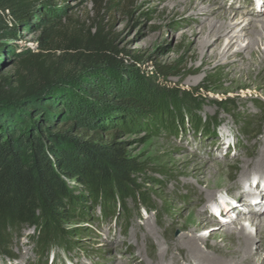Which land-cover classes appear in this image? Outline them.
Masks as SVG:
<instances>
[{"label": "rangeland", "instance_id": "obj_1", "mask_svg": "<svg viewBox=\"0 0 264 264\" xmlns=\"http://www.w3.org/2000/svg\"><path fill=\"white\" fill-rule=\"evenodd\" d=\"M45 1L40 0L44 15L11 42L14 53H36L41 32L48 26L62 44L65 36L78 31L84 34L94 25L96 0ZM108 1L110 6L100 12L101 26L116 49L124 53L116 68L104 70L90 82L114 95L112 105L102 109L106 120H113L102 123L107 128L101 130V136L109 139L116 135L136 161L140 170L136 184L144 200L140 202V195L135 200L129 198L110 214H105L101 205L88 202L83 209L86 214L77 213L67 224L73 235L72 248L53 245L42 254L35 230L26 228L13 240L14 257L0 256V264H147L160 260V250L166 245L173 247L186 237L197 215L209 219L202 221L206 226L195 232L196 237L208 238L211 232L221 235L224 227H213L217 223L226 222V227L236 232L239 222L231 213L237 203L251 210L242 212L240 222L247 227L255 249L261 240L248 222L252 212L259 210V200L251 206L241 197L245 195L244 176L264 180V70L258 74L251 68L250 76L235 79L230 74L232 63L203 66L194 55L195 43L187 42L191 18L174 7V0ZM237 1L240 5L231 7L238 10L233 19L248 18L245 8L249 5L241 3L245 0H216L209 9L220 5L229 9ZM261 10L256 20H264V7ZM195 17L204 20L202 15ZM247 43L243 37L231 52ZM258 47L264 51L263 42ZM132 55L140 57V63L134 62ZM14 59L4 55L2 77L13 74ZM155 65L170 67L169 76H158ZM207 77L215 79L212 85L204 84ZM202 86L209 91L199 90ZM217 166L222 176L211 177ZM193 169L205 172L200 185L191 177ZM71 185L77 192L81 190ZM206 187L212 188V200L205 197ZM224 204L234 205L222 208ZM184 224L187 228L182 229ZM208 243L213 242L208 239ZM168 253L174 255L176 264L197 263L185 250L171 248ZM252 255L254 263L264 262V245Z\"/></svg>", "mask_w": 264, "mask_h": 264}, {"label": "trees", "instance_id": "obj_2", "mask_svg": "<svg viewBox=\"0 0 264 264\" xmlns=\"http://www.w3.org/2000/svg\"><path fill=\"white\" fill-rule=\"evenodd\" d=\"M42 4L0 0V66L5 54L15 57L13 74L0 75V256L9 259L14 238L26 228L35 230L42 254L53 245L72 248L67 224L77 213L86 214L88 202L110 214L129 198L144 200L136 161L116 135L101 136L107 128L102 123L113 120H106L102 109L112 105L114 95L90 82L116 68L124 53L101 26L100 12L110 1L96 0L94 25L84 34L65 36L61 44L48 26L36 53H14L11 42L44 15ZM131 59L141 61L136 55ZM170 69L154 66L161 77ZM214 80L207 77L204 84Z\"/></svg>", "mask_w": 264, "mask_h": 264}, {"label": "bare ground", "instance_id": "obj_3", "mask_svg": "<svg viewBox=\"0 0 264 264\" xmlns=\"http://www.w3.org/2000/svg\"><path fill=\"white\" fill-rule=\"evenodd\" d=\"M255 1L256 2L245 0V2H241L242 4L249 5L245 8L249 16L248 18L239 16L233 19L234 15L238 13V10L234 8L231 10V7L232 5L239 6L240 3L238 1L236 4L235 2L232 3L229 9L221 5L209 9V6L216 3V0H174V7L179 8L181 13H186L191 18L187 21V23H189L188 35L190 37H187V42L195 43L193 48L194 55L200 60L203 66H215L223 61V65L232 63V66H230V74L233 75L232 78L235 79L250 76L252 73L251 68L258 70V74L264 70V51L260 50L258 47L259 42L264 43V20H256L262 11L261 9L264 7V0ZM197 15H202L204 20H198L201 19V17L196 18L195 16ZM212 15L214 16L212 17ZM243 37H246L248 41L245 48H239L231 52L232 46L239 41L241 42ZM255 47H257V49H255ZM239 62H241V65L238 66L237 63ZM256 88H260V86ZM261 93L264 95V91ZM262 136L264 137V132ZM220 169L221 167L217 166L211 174V177H215V175L222 176ZM204 176V170L200 171L198 169H193L191 173V177L194 178L196 181L195 183L199 185L203 181L202 177ZM251 180L253 181L250 184ZM242 185L244 189L243 192L245 191L244 186L251 187V191L244 192L245 195L241 197L242 202L249 203L252 199L259 200V204L257 205L259 210H254L252 212L254 215L248 222L253 229H257L256 232L259 234L261 240L258 246L255 245V249H253L254 245L250 241V235L248 236L246 233L247 227L240 222L242 212L249 211L250 213L251 210L237 203V206L231 213V215L235 214L234 218L239 222L237 223L239 228H236V232L232 231L228 226L226 227V222L224 224L214 223L215 225L213 227L215 228L220 229L224 227L221 235H216L211 232L208 238L196 237L194 235L195 232L201 231L206 226L202 221L209 219L207 216L197 215L196 219H194L195 226L193 229H189L186 237L178 240L173 247L166 245L160 250V260L155 259L154 261H149L147 264H176L177 262L174 255L170 256L168 253L171 248H174L175 251L185 250V255L187 254L192 260L196 261V264H205V262L210 264L208 262H211L210 260L214 258L216 261H221L222 259L225 261L226 259L228 260L227 264H256L254 263L255 260L252 254L262 249L264 245V180L254 176H251V178L244 176ZM260 185H262L261 193L257 191ZM206 189L208 193L205 197L208 200H212L214 196L212 194V188L206 187ZM246 195H248V197ZM230 205L224 204L222 208ZM257 206H254V208ZM228 209L231 210L230 207ZM244 219L245 217L241 220ZM185 228H187L186 225H182V229ZM208 239L212 240L213 243L209 244ZM178 247L180 248L179 250L177 249ZM209 253H212L213 256ZM259 264H264V262Z\"/></svg>", "mask_w": 264, "mask_h": 264}]
</instances>
